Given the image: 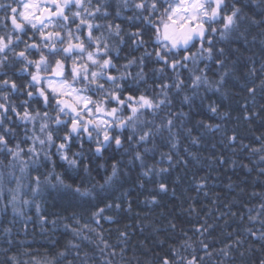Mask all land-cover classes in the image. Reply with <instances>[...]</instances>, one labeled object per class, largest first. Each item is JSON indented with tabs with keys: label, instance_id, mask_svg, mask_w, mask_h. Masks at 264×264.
Masks as SVG:
<instances>
[{
	"label": "trees",
	"instance_id": "1",
	"mask_svg": "<svg viewBox=\"0 0 264 264\" xmlns=\"http://www.w3.org/2000/svg\"><path fill=\"white\" fill-rule=\"evenodd\" d=\"M0 2L16 6L13 0ZM226 2V12L235 2L245 18L222 38L221 13L212 25L217 31L208 28L203 41L204 47L212 41V57L199 51L197 40L191 47L195 61L189 59L173 69L171 57L168 64L155 57L154 29L142 18L129 19L137 11L134 0H128L127 7L124 0H92L93 8L101 7L93 20L101 27L93 35L109 44V55L103 58L114 65L104 70L105 80L108 75L117 77L123 97L143 94L157 103L165 101L155 110L141 109L144 114L134 124L128 122V127L113 126L110 135L119 134L121 146L112 140L99 154L96 147L97 140L103 143L102 133L93 132L89 139L81 131L65 140L71 121L55 123L56 99L47 83L43 85L47 106L37 91L41 86L29 87L35 66L15 53L26 51L30 60H39L40 51L48 50L27 46L42 44L40 32L26 26L25 33H13L7 59L0 54V103L8 107L7 112L0 109V134L6 136L9 148L19 151V158L0 150V264H163L165 259L187 264L193 258V264H260L264 258V241L259 239L264 231V7L252 0ZM4 15L0 9V18ZM109 23L120 25V35L108 32ZM55 30L50 25L44 31ZM138 30L144 33L143 46L133 42L132 33ZM9 31L10 21L5 27L0 19V35ZM81 38L88 40L86 26ZM94 49V43L88 45V50ZM191 53L181 50L172 56L182 60ZM57 58L49 63L54 66ZM65 64V77L71 81L73 59ZM41 75L45 81L59 79L51 75V68ZM197 76L201 80L194 86ZM4 80L9 85L4 86ZM165 84L169 87L162 88ZM76 87L93 100L104 98L95 85ZM28 92L33 93L31 98ZM111 106L119 107L114 102ZM26 109L39 115L22 121L17 113ZM118 115L126 119L131 110L125 107ZM45 121L48 128L42 133L40 125ZM149 130L152 135L140 141L139 136ZM40 139L45 140L43 145ZM61 143L66 144L68 158L77 161L75 166L61 159ZM30 148L35 151L29 152ZM37 177L40 185L34 194ZM76 187L90 195H79Z\"/></svg>",
	"mask_w": 264,
	"mask_h": 264
},
{
	"label": "snow or ice",
	"instance_id": "2",
	"mask_svg": "<svg viewBox=\"0 0 264 264\" xmlns=\"http://www.w3.org/2000/svg\"><path fill=\"white\" fill-rule=\"evenodd\" d=\"M16 6L13 7L12 3H2L0 2V9L5 12V15L0 18L5 22V27H7V22L10 21L12 25V31H9L5 35H0V54H3V59H7L8 51L12 50L13 45V33H25L26 26H30L32 29L40 32L42 38V44H31L27 46L31 49L41 48L47 49L48 51H40L39 60L33 61L28 58L26 51H20L15 53L16 56L22 58L27 62L28 65H34L36 71L31 73V79L33 84L29 87H34L40 85L37 88L39 95L44 98L45 105L49 103V96L45 91L43 85L47 83L48 88L54 94L56 99V111L57 117L55 123L60 125L66 123L65 118L71 121L70 132L65 136V140L71 139L72 134L79 135L82 132L87 133L89 139L92 138L93 132L99 136L101 133L103 135V143L97 140L96 153H100L102 148L107 143H111L112 140L115 141L117 147L121 146V138L119 134L112 136L109 130L115 127H128V122H133V124L140 119L144 114L141 109L155 110L160 107L161 104L165 103L164 100L154 102L150 98L141 94L138 98L132 95L123 97L121 92L118 91L122 85L117 82V77L108 75L105 80L104 70L107 68L114 67L111 59L103 58L109 55V44L104 40L102 36L95 37L93 31L95 28H100L101 25L93 23V20L97 17V14L101 12V7L97 5L95 8L92 7V0H13ZM254 4H258L264 7V0H252ZM124 6H128V0H124ZM133 7L137 10L135 17H130L129 19H141L146 25H150L151 29H154V34L152 36V42L155 47V57L158 61H163L165 64L169 63L171 57V67L175 69L177 65L182 64L184 61L193 59L195 61L196 54L191 53V47L195 46V42L199 40L201 42V53H208V58L213 55V48L211 46L212 41L209 40V46L204 47L203 41L206 39V33L208 28H211L212 32H216L217 29L212 27V25L218 23L221 13L223 15V26L220 31L222 38H225L229 33H231L238 25V22L245 17L242 15V8L237 7L236 3L233 2L230 13L226 12L227 2L226 0H134ZM23 9V10H21ZM75 9V10H73ZM161 9L163 11L161 12ZM11 15H8V13ZM71 13V17L69 16ZM145 13H147L145 15ZM107 16V12H104ZM119 15V12H117ZM158 16L157 20L153 17ZM91 17L92 19H89ZM56 18V19H53ZM252 23H259V21L254 18H249ZM63 21V23H60ZM79 21V23H76ZM69 24H74L75 28L68 27ZM39 25V27H38ZM57 29L55 31L45 32L44 30L49 28V26ZM87 27L88 30V40L84 41L81 38L83 28ZM108 32H115L116 35H120L121 28L120 25L113 26L109 23ZM143 31L138 30L132 33L133 42L137 43L139 46H143L145 43L143 40ZM16 40L20 39L19 35L15 36ZM95 44L94 50H88V45ZM62 46V47H61ZM181 50L191 53V55H185L182 60L177 59L176 56H172V53H177ZM221 55L223 54V49L220 50ZM61 53L63 55H61ZM146 55H151L146 52ZM55 60V65L52 66L49 63L50 58L57 57ZM69 58L73 59L72 79L69 81L65 77V72L67 71L65 61ZM77 61H80L79 63ZM220 64L223 61H218ZM131 63V61L129 62ZM95 66L96 70H93ZM186 66V65H184ZM51 68V75L59 79H45L42 77L41 73L48 72ZM28 71L26 67L24 69ZM201 77L197 76L194 81V86H198L196 82L200 81ZM8 80H4L2 84L4 86L9 85ZM78 83H86L87 85H95L96 89L101 92L104 97L100 100H93L90 96L82 95V89H78L76 85ZM110 83V88H106L105 84ZM11 87L15 90L17 85L12 82ZM162 88H168V85H161ZM176 88L179 89L180 85L177 84ZM92 91L91 88L87 89ZM250 93H254V88H249ZM32 92H28V96L31 98ZM67 97L69 99H64ZM6 100L7 97L5 96ZM185 97V101H187ZM118 105L111 106L110 105ZM125 107L130 108L131 115L127 116L126 119L118 115L121 113ZM0 109L7 112L8 107L5 103H0ZM15 112L16 109L12 108ZM211 111L215 113L217 111L216 107H211ZM85 114H87L88 119L85 120ZM36 116L30 114L27 109L21 115L17 113V116L22 121L35 120ZM44 116L47 117L48 113L45 112ZM103 117H111L105 119ZM169 130L173 121L169 119L167 121ZM206 127H212L211 125H205ZM48 128V123L45 121L41 123L40 130L45 132ZM11 131L10 129H5V132ZM152 135L151 130L144 131L140 136V141H146L149 136ZM133 137L130 136L131 140ZM231 139H235L232 137ZM47 141L51 145L53 142V137L49 132L47 134ZM195 143V141H193ZM39 143L43 145L45 143L44 139H40ZM0 150L6 149L8 154L13 159L19 158V151L8 147V140L5 135L0 134ZM60 156L62 160L67 161L71 166H75L77 161L75 159H69L64 150L66 149V144L61 143L59 146ZM19 145H17V149ZM34 148H30L29 152H34ZM137 159H141L139 153L136 156ZM264 160V156L261 157ZM116 164H113V175L116 173ZM23 171V168L21 169ZM264 171V169H262ZM112 177H108L111 180ZM62 183V181H61ZM107 183V181H106ZM37 187L33 189V193L36 194L39 190L40 180L39 177L36 178ZM161 190H165V185H160ZM75 192L81 196H88L90 193L88 191L81 192L79 187L75 188ZM13 200L16 196L13 195ZM24 203H28L25 201ZM264 209V204L261 205ZM103 211V210H101ZM97 215H99L97 213ZM250 219H255V217H250ZM264 223V221H261ZM259 239L264 241V231L260 233ZM60 255H63L61 253ZM227 255V253H225ZM243 255V253H241ZM194 260V258H193ZM193 260H188L187 264H193ZM163 264H173L172 261L165 259ZM260 264H264V258L260 259Z\"/></svg>",
	"mask_w": 264,
	"mask_h": 264
},
{
	"label": "rangeland",
	"instance_id": "3",
	"mask_svg": "<svg viewBox=\"0 0 264 264\" xmlns=\"http://www.w3.org/2000/svg\"><path fill=\"white\" fill-rule=\"evenodd\" d=\"M25 2H27V0H24Z\"/></svg>",
	"mask_w": 264,
	"mask_h": 264
}]
</instances>
